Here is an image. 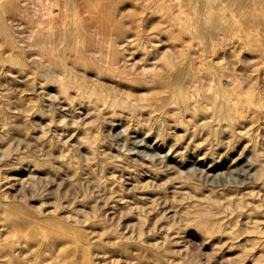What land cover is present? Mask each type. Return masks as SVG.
Returning <instances> with one entry per match:
<instances>
[{"label":"rangeland","instance_id":"obj_1","mask_svg":"<svg viewBox=\"0 0 264 264\" xmlns=\"http://www.w3.org/2000/svg\"><path fill=\"white\" fill-rule=\"evenodd\" d=\"M0 264H264V0H1Z\"/></svg>","mask_w":264,"mask_h":264},{"label":"bare ground","instance_id":"obj_2","mask_svg":"<svg viewBox=\"0 0 264 264\" xmlns=\"http://www.w3.org/2000/svg\"><path fill=\"white\" fill-rule=\"evenodd\" d=\"M1 1V0H0ZM50 9H52V8H50Z\"/></svg>","mask_w":264,"mask_h":264}]
</instances>
